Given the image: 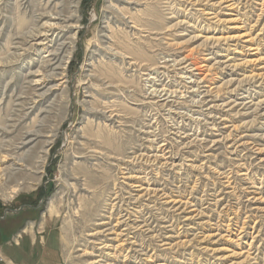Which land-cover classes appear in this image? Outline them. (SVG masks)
Segmentation results:
<instances>
[{"label": "rangeland", "instance_id": "obj_1", "mask_svg": "<svg viewBox=\"0 0 264 264\" xmlns=\"http://www.w3.org/2000/svg\"><path fill=\"white\" fill-rule=\"evenodd\" d=\"M46 1H0V127L12 119L17 124L22 120L24 111L12 105L21 89L27 90L24 75L37 56L31 51L19 59L13 47L23 42L33 26L31 8L44 7ZM109 4H119L125 10L130 7L150 27L136 35L138 40L128 38L127 32L134 30L132 23L125 19L127 25L121 24ZM79 21L81 27L74 29L77 42L66 69V87L50 96L54 103L49 112L41 115L39 107L28 111L18 126L37 130L43 124V131L52 136L31 144L47 159L37 186L11 193L13 198L3 196L12 191V184L0 186V264H88L101 253L90 243L89 250L96 254L83 255L84 239L94 238L87 237L90 227L78 220L73 206L79 205L82 215L91 206L88 200L92 197L84 188L91 186V191L96 175L108 172L105 159L87 154L86 148L94 146L97 133L108 134L103 125L107 122L94 112L109 96L110 100L119 97L116 99L125 110L127 122L125 179L118 170L112 175H117L120 185L125 181V208L129 206L133 215L128 222L137 221L142 227L125 235V264H264V0H139L137 4L81 0ZM113 26L126 27L127 48H131L129 39L132 46L141 41L136 48L151 66L170 60L168 70L160 69L168 71L166 77L161 76L178 88L170 104L173 112L185 116L178 123L191 138L182 140L172 133L176 114L170 113L171 106L162 107L159 102L157 107L153 103L157 99L150 98L152 102L145 98L151 84L134 71L136 68L126 65L125 94L108 90V84L99 86L102 82L93 79L96 71H105L104 66L114 59L98 41L102 38L106 43L103 34L109 36ZM141 45L144 47L139 49ZM186 56L187 60L178 65ZM191 62L193 74H184L183 66ZM181 75L193 77L182 79ZM204 112L211 116H204ZM152 130L159 134L155 143L148 133ZM194 133L199 135L196 140ZM17 134L18 130L11 136ZM163 137L168 138L171 151L167 160L176 166H152L145 161L147 157L134 160L140 154L152 157ZM44 140L52 142L45 144ZM41 144L46 145L45 150L49 147L47 154L41 152ZM112 175L107 181L113 182ZM164 192L181 202L167 203ZM51 199L59 211L52 217L48 214ZM144 218L148 219L147 226Z\"/></svg>", "mask_w": 264, "mask_h": 264}, {"label": "bare ground", "instance_id": "obj_2", "mask_svg": "<svg viewBox=\"0 0 264 264\" xmlns=\"http://www.w3.org/2000/svg\"><path fill=\"white\" fill-rule=\"evenodd\" d=\"M117 1H118V3H121V2L125 3L126 2L129 4L139 3V0H137V1L117 0ZM80 3H81V0H47L44 7H41V8L36 7L35 8V6H36L35 5L34 7L31 8V13L33 14V18L31 20L33 21V24H32L33 26L28 31V33L25 35L23 42L22 43L20 42V45H17V46L15 45L13 47V48H15V51H17L16 55L18 56L19 59L22 58V55L29 54V53H31V51L33 53H35V55L37 56V58L34 57L31 59L32 62L29 66V71L28 72L26 71L27 73L24 75V81L27 84V86H26L27 90L22 92L24 89H21L22 91L19 94H17V96H15L16 98L14 99L13 105H12V106L16 107L17 110L24 111L23 115L21 116L22 120H25V118L29 115L28 111L33 112L36 109H38V107H39L41 115L43 113L45 114V113L49 112L51 107L53 106L52 104L54 103V101L49 100L50 96L53 95L56 91L61 90V88L64 87L65 86L64 84L67 82V80L65 79L66 78V69H67L68 63L70 62V59L73 55L74 47H75L76 42H77L76 41L77 40V31H74V29L77 30V28L81 27L80 21H79V5H80ZM232 4H234V3H231L230 5H232ZM124 7H126V6H124ZM109 8H111V10H114L117 12V14H118L117 16L119 17L118 21L121 24H123L124 26H125V24L127 25V22L125 21V19L126 20L129 19L130 20L129 22L132 23L131 24L132 26H130V25L129 26L131 28H134V30L132 32H127L128 38L133 37V36L136 38V35H139V34H141V32L145 31V29H144L145 27H147V29H148V27H150L148 25L145 26V24L143 23V21H144L143 18H142V20H143L142 21L141 17H139L141 15L140 14H134L133 13L134 11L131 12L129 10L130 7L125 10V8H119V4L118 5L117 4H111ZM140 13H141V11H140ZM144 15H145V13H144ZM149 17H148V20L151 21L152 19H150ZM145 23H147V21ZM147 24H149V23H147ZM117 27H119V26H117ZM114 28H116V27H114V26L112 27L111 33L109 36H106L107 34L106 35L103 34L104 38L108 39L106 42V43H108L107 45H106V43H104L102 41L103 40L102 38H99V40H98V41H100V45L102 47H104L106 53L110 54V56L114 59H112V60L110 59V62H108L109 64H107V62H106L107 65L104 66L106 68L105 71H103V70L96 71L93 74V79L96 80L97 82H100V83L102 82L99 86H101V85L105 86V84H108L107 89L109 88L112 90L121 91L125 94V70H127V68H128L126 65L128 64L131 68L132 67L136 68V70L134 69V71H138L140 73V75L142 74L143 76H146L145 78H142V79L151 84V85H149V87L152 88V90L149 93V95L145 98L157 99V101H154V102L150 99V101H152L154 104H156L157 107L159 105L158 104L159 102H162V107H163V104L165 106H171L169 108L170 113L176 114L173 117V119H174L173 124L174 125H172L171 129H174V131L172 130L173 131L172 133L175 134L177 136V138H183L182 140L191 138L189 133L185 135V130H184V127L182 126L183 124L180 126L179 125L180 123H178V119L179 118L185 119V116H183V115L181 116L180 114H177L176 111L173 112V109H172L173 105L170 104L171 102H173V100H171V97L175 96L174 93L178 94V88L174 89V86L172 83H170V80L169 81L167 80L168 82H165L166 79L164 80L161 76V74L165 75L166 73H168V71H165V70L161 72L160 69L164 68V69L168 70L169 67H171V66L170 65L168 66L167 61H170V60L165 61L164 63H166V64L162 65V66H153V65L151 66L148 63L149 61L147 62L146 58L142 57V55L144 56V54L143 53L140 54L139 50L136 48V47H138L137 46L138 43L141 44V41L135 42L136 46L134 44L132 46L133 42L131 43L130 42L131 39H129L130 41H128V42H129V44H131V48H127L126 46H128V45L125 46V43H126L125 42V30H126L125 28L126 27L121 28V29L120 28L114 29ZM128 31H129V29H128ZM130 31H131V29H130ZM71 32H73V33H71ZM19 34H22V33H19ZM95 37L96 36H94V38ZM139 39H140V37H139ZM136 40H138V38H136ZM93 42H94V40H93ZM9 43L11 44V42H9ZM9 43H8V45H9ZM154 44L155 43H153V45ZM10 46L11 45H9V48H10ZM141 47H144V46L141 45L139 49H142ZM148 47H149V45H148ZM148 50H150V49L148 48ZM145 55H146V53H145ZM156 56H158V55L156 54ZM146 57H148V56H146ZM187 58H188V56L184 57L182 59V61L185 59L187 60ZM148 60H149V58H148ZM102 61H104V60H101V62ZM182 61H178V65L180 63H184V61L183 62ZM174 62H177V61H174ZM154 63H156V62H154ZM191 64H193V62L188 63L187 65L185 64L183 66V69L186 70L184 74H193V71H192L193 69L190 68V67H192ZM36 66H37V68L33 69ZM104 67H103V69H104ZM121 74L123 75L122 78H119V79L116 78L117 75L121 76ZM133 75L136 76V74H133ZM137 75H139V74H137ZM165 77H166V75H165ZM167 77L169 78V76H167ZM180 77L182 79H185V78L190 79L193 77V75H192V77L191 76L189 77L188 75L187 76L181 75ZM193 81L195 82L196 80L194 79ZM128 83H130V81ZM190 83H192V81H190ZM135 84H136V82H135ZM175 87H176V85H175ZM90 88H91V86H90ZM142 88H143V86H142ZM134 91H135V89H134ZM182 96L183 95H181V97ZM109 98H110V96H109ZM109 98H107L106 101L103 100L104 102L99 104L95 108V112H94L96 116L100 117V119H104L105 122H107V123H104V121H103V123H104L103 125L106 126L107 129L106 128H104V129L108 130V134H107V136H105L106 134H104V136H102L103 134L97 135L98 133L96 132L97 134L92 141V144H94V146H90V147L86 148L87 154L90 153L92 156H94L97 159H103V160L105 159V161H106L105 164H106V168L108 169V172L101 170L102 174L99 175V173H98V176L96 175V177L94 178V184L97 186L94 185V187H93L94 189H92L91 191H89L90 188H92L91 186H88L89 187L88 189L86 186H84V187H86V188H84V190L86 192L88 191L89 193L91 192L90 194H92V197L91 198L89 197V200H88V202L91 206L89 208H86L87 207L86 206L85 207L86 209L84 208L85 210H83L82 215L80 213L81 209L79 208V205H78V207L73 206V209H74L76 215L74 213L73 214L76 217H78V220L81 223H85L86 224L85 226L90 227L89 231H91V232H89V233L87 232L88 233L87 237L89 236L91 238H94L91 241H90V238L84 239L86 244H85V248L83 249V255L93 256L94 254H96V253H94L93 250L92 251L89 250V247H91L90 243H93L95 245L98 244L96 246L95 245L92 246V249L96 248V250H99L101 252L98 255V257H95L97 259L94 258L92 261L90 260L91 262H89V263L87 262L88 264H99V263L102 264L103 262H101V261H104V264H125V258H127V255H125V235H129V233H132L131 232L132 230H138V229L141 230V228H142V227H140L141 223L136 225L137 221L136 222H128V220L131 219V216H133V215H131L132 212H129L127 209V208H129V206H127V208H125V204H126V202H125V181L123 180L122 184L120 185L117 182V178H118L117 175L116 174L112 175L114 170H118V173H120V175L123 174L122 178L125 179V161H126L125 160V142H126L125 141V122H126L125 120L126 119H125V110L122 108L121 104L116 99L119 97H116L115 99L112 98V100H110ZM46 102L48 103V105H45ZM122 105L125 106L124 104H122ZM8 106L9 105H7V107ZM214 106L211 105V108H213ZM150 112H151V110H150ZM208 112H209L208 114L212 113L211 110ZM208 114L205 113L204 116L208 115ZM210 116L208 115V117H210ZM49 117H51V116H48V118ZM212 118H214V117H212ZM14 120L15 119H12V120H10L11 122L9 124L4 123L3 126L0 127V186H7L9 184L10 185L12 184L11 185L12 187L10 186L12 188V191H10V193L6 192L7 195L5 193L3 194V196L4 197L7 196V198H13L14 197L11 193H16L19 190L28 189L32 185L37 186L40 183V181L42 179V174L45 172V163H46L47 159L45 157H43L42 155H38L39 152H37V150L34 147H32L31 144L34 143L39 138H43V137L47 138V137L52 136V135H49L48 132H47L48 135H45L46 132L43 131V128H42L43 124H40L39 128L37 130L36 129L35 130L27 129V127L25 128V126L18 129V126L21 124L22 120L19 119V121H20L19 124H17V121H14ZM147 120H149V119H147ZM41 121H42V123L44 122L43 120H41ZM46 121H48V120H46ZM181 123H182V121H181ZM151 124H146V125H148L146 127L150 128V130L153 128V126ZM37 125H38V123H37ZM143 125H145V124L143 123ZM215 125L216 124H214V126ZM48 126H46V127H48ZM32 128H36V127L32 126ZM213 128L215 129V127H213ZM16 130H18V134L16 136H11ZM55 130H56V128H55ZM148 133H150V136H153L154 139L152 140V142L155 143L157 141V139L159 138V137H157L159 134H156L154 130L149 131ZM50 134H51V132H50ZM193 135H195L194 140H196L199 136L196 133H194ZM84 137H86V136H84ZM161 138H162V136H161ZM163 138H165V137H163ZM177 138L175 139L176 141H177ZM49 141L50 140H44L43 143L46 144V142H48L50 144L52 141L51 142H49ZM168 141H169L168 138L167 139L165 138V139H161L160 144H159V142L156 143L159 145H158V148H155L156 153L153 154L152 157H150V154H149V156L147 154H140L138 157L137 156L133 157L134 160H138V158L144 159L147 157L145 161H147L149 164L151 163L152 166L159 167L158 164H161L160 167L166 168V169H167V166L169 167V165H172V166L175 165L173 163V161L171 163H169V160H167L169 157V154H168V156H166L167 153H171V151L168 148ZM183 142H185V141H182V143ZM80 143L83 144V142H80ZM29 145H31V147H29ZM45 146L46 145L41 144L40 148H42V151H41L42 153L47 154L49 147L47 150H45L46 149ZM27 147H28V149H26ZM35 153L36 154L38 153L37 154L38 156H36ZM134 154H136V153H134ZM130 157H132V156H130ZM162 160H167V161L161 163ZM151 165H149V166H151ZM98 169L99 168H97V170ZM158 170H159V168H158ZM156 173H158V171ZM110 174L113 177V182L107 181V178L110 176ZM37 175H39V176H37ZM87 177H88V175H87ZM227 178H228V176H227ZM91 183H93V182L91 181ZM99 184H105V186L104 185L100 186ZM76 185L78 187V184H76ZM70 186H71V184H70ZM77 187H75V188H77ZM158 191H159V189H158ZM161 191H162V189H161ZM0 192H1V190H0ZM162 194L166 195L165 197L168 198L167 203L176 204L180 201L179 199L177 200L176 198H173V196L166 194V192H164ZM102 197H104V198H102ZM86 204H87V202H86ZM58 207H60V206L58 205ZM137 210H135V211H137ZM125 211H127L126 214H125ZM48 212H49L48 214H50L51 217L54 214H58V212H59L57 209L56 201H54V199H51L49 201ZM78 214H80V215H78ZM84 214H88V215H84ZM67 215H68V213H67ZM75 216H73V217H75ZM65 218H66V216H65ZM147 220L148 219L144 218V222H143L144 226L148 225ZM77 227H78V225H77ZM66 228H65V230H66ZM125 231H127V234H125ZM107 232H109L110 235H115V236L113 238H110V237H108L109 233L106 234ZM66 237H69V236H66ZM102 237L104 239H102ZM81 238L82 237H80V239ZM97 246H100V247H97ZM138 263H140V261H138ZM141 264H142V262H141Z\"/></svg>", "mask_w": 264, "mask_h": 264}]
</instances>
